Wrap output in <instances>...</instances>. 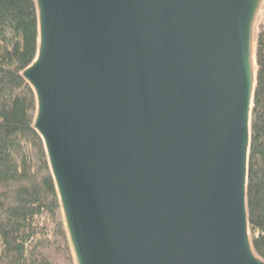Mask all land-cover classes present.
Wrapping results in <instances>:
<instances>
[{
    "label": "water",
    "instance_id": "95a60500",
    "mask_svg": "<svg viewBox=\"0 0 264 264\" xmlns=\"http://www.w3.org/2000/svg\"><path fill=\"white\" fill-rule=\"evenodd\" d=\"M23 77L75 264H264L247 185L264 0H35Z\"/></svg>",
    "mask_w": 264,
    "mask_h": 264
},
{
    "label": "trees",
    "instance_id": "16d2710c",
    "mask_svg": "<svg viewBox=\"0 0 264 264\" xmlns=\"http://www.w3.org/2000/svg\"><path fill=\"white\" fill-rule=\"evenodd\" d=\"M35 0H0V264H75L23 71L36 59ZM247 203L252 243L264 259V22L256 41Z\"/></svg>",
    "mask_w": 264,
    "mask_h": 264
},
{
    "label": "rangeland",
    "instance_id": "374dc122",
    "mask_svg": "<svg viewBox=\"0 0 264 264\" xmlns=\"http://www.w3.org/2000/svg\"><path fill=\"white\" fill-rule=\"evenodd\" d=\"M264 22V6H263V9L259 15V18H258V21H257V24H256V36H257V29H258V26L260 25V23L262 24Z\"/></svg>",
    "mask_w": 264,
    "mask_h": 264
}]
</instances>
